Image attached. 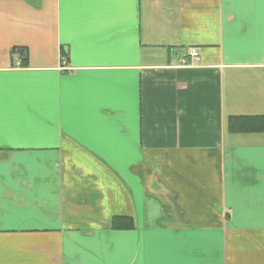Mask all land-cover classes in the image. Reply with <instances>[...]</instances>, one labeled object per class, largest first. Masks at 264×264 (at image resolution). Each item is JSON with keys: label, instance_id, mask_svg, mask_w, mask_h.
I'll list each match as a JSON object with an SVG mask.
<instances>
[{"label": "crops", "instance_id": "0c3cea01", "mask_svg": "<svg viewBox=\"0 0 264 264\" xmlns=\"http://www.w3.org/2000/svg\"><path fill=\"white\" fill-rule=\"evenodd\" d=\"M256 118L264 0H0V264H264Z\"/></svg>", "mask_w": 264, "mask_h": 264}, {"label": "trees", "instance_id": "16d2710c", "mask_svg": "<svg viewBox=\"0 0 264 264\" xmlns=\"http://www.w3.org/2000/svg\"><path fill=\"white\" fill-rule=\"evenodd\" d=\"M20 55H23L25 52L17 49ZM24 65L26 63V56L23 61ZM237 120H231L229 124V128L232 131L239 132H262L264 131V119H250L241 123H236ZM133 227V223L131 220L126 218H114L111 222L112 229H131Z\"/></svg>", "mask_w": 264, "mask_h": 264}, {"label": "built area", "instance_id": "2783aa9c", "mask_svg": "<svg viewBox=\"0 0 264 264\" xmlns=\"http://www.w3.org/2000/svg\"><path fill=\"white\" fill-rule=\"evenodd\" d=\"M187 59L188 62L184 61L185 66L187 67H194L196 66L198 59H199V54H198V50L196 49H189L187 51Z\"/></svg>", "mask_w": 264, "mask_h": 264}]
</instances>
